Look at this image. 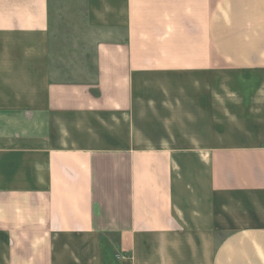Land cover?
Here are the masks:
<instances>
[{
	"label": "crops",
	"instance_id": "1",
	"mask_svg": "<svg viewBox=\"0 0 264 264\" xmlns=\"http://www.w3.org/2000/svg\"><path fill=\"white\" fill-rule=\"evenodd\" d=\"M0 264H264V0H0Z\"/></svg>",
	"mask_w": 264,
	"mask_h": 264
},
{
	"label": "rangeland",
	"instance_id": "2",
	"mask_svg": "<svg viewBox=\"0 0 264 264\" xmlns=\"http://www.w3.org/2000/svg\"><path fill=\"white\" fill-rule=\"evenodd\" d=\"M107 240V239H106ZM106 251H107V248H106Z\"/></svg>",
	"mask_w": 264,
	"mask_h": 264
}]
</instances>
